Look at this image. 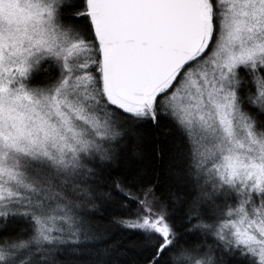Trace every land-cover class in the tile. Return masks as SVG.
<instances>
[{
	"label": "snow or ice",
	"instance_id": "obj_1",
	"mask_svg": "<svg viewBox=\"0 0 264 264\" xmlns=\"http://www.w3.org/2000/svg\"><path fill=\"white\" fill-rule=\"evenodd\" d=\"M0 264H264V0H0Z\"/></svg>",
	"mask_w": 264,
	"mask_h": 264
}]
</instances>
